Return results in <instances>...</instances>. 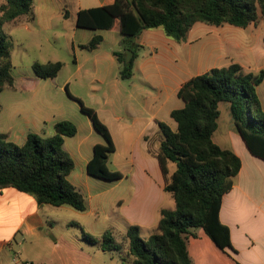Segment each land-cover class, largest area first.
I'll use <instances>...</instances> for the list:
<instances>
[{"label":"crops","instance_id":"crops-1","mask_svg":"<svg viewBox=\"0 0 264 264\" xmlns=\"http://www.w3.org/2000/svg\"><path fill=\"white\" fill-rule=\"evenodd\" d=\"M114 1L105 0L98 7L111 5ZM89 8L93 7L83 6L79 0L75 12H67L65 17L66 12L54 16L47 12V6L37 7L34 3L32 17L11 21L37 38L42 35L49 44L60 42V46L48 49L50 58L45 63L62 62L64 66L56 78L42 79L34 71L29 75L20 73L13 66L11 53L14 82L0 94V135L23 146L30 133L51 138L57 134L58 123L72 122L77 127V134L66 138L64 143V149L75 163L69 181L84 198L87 199L86 193H89L95 201L90 212L94 218L103 210L105 190L102 185L100 189L97 187L98 192H90V185L100 179L90 176L87 166L93 158L94 147L104 144L105 140L74 98L80 99L97 112L110 130L116 152L109 156L108 167L111 158H121L120 149L129 151L125 155L128 172L134 180L140 179L141 184L136 188L130 206L124 207L120 215L123 229L127 231L130 226H138L141 237L145 230H156L154 235L158 233L161 211L176 207L172 195L164 190L166 179L156 157L160 144L158 123H166L173 110L184 107V102L178 98L181 87L193 77L216 68L217 60H226L223 67L239 64L244 68L241 62L246 54L254 52L253 40L264 39V34L259 31L264 19L244 29L245 35L238 28L229 27L222 33L223 39L215 40L210 31L209 39L204 43L202 38H191L199 23L183 43L167 37L162 28L145 30L135 40L140 47L134 61V75L129 80H122L120 65L114 55L122 51L120 25L112 30L78 28L77 13ZM232 33L240 34V38H233ZM95 36L103 38L95 50L80 48L88 45ZM258 94L264 109V82L259 86ZM222 105L223 102L219 104L220 117L213 141L224 150H232L242 162L232 190L223 197L220 210L221 222L230 229L233 249L222 251L205 233L209 240H200V235L193 230L196 237L190 238L188 252L191 257L190 249L196 247L194 264H264V160L251 154L232 117L233 123L220 129ZM168 125L174 129L172 124ZM175 126L177 128L176 123ZM77 167H80L79 174ZM175 169L174 164L169 165L170 174ZM88 208L87 204L84 212ZM54 210L77 214L70 206L39 205L34 197L13 188L0 190V264H19L8 253L13 251L18 235L23 239L25 236L40 238L50 225ZM9 218H14L16 223H7ZM6 230L8 234L3 236L1 233ZM110 257L116 259L112 253ZM54 258L51 263L42 264H91L93 261L92 255L81 253L73 245L56 253Z\"/></svg>","mask_w":264,"mask_h":264},{"label":"trees","instance_id":"trees-1","mask_svg":"<svg viewBox=\"0 0 264 264\" xmlns=\"http://www.w3.org/2000/svg\"><path fill=\"white\" fill-rule=\"evenodd\" d=\"M33 5L34 0H5L0 6V94L14 82L12 40L3 27L23 16L32 17ZM64 16H68L67 12ZM260 19H264V0H115L111 5L80 10L76 24L87 30H112L120 25L122 51L114 55L120 65V78L129 80L134 75V61L139 54L140 46L135 40L145 30L162 28L167 37L183 43L197 23L246 29L257 25ZM102 40L101 36H95L80 48L95 50ZM127 50L134 53L129 63ZM63 66L62 62L35 63L32 69L37 77L48 79L56 78ZM263 82L264 70L258 74L245 73L241 65L232 64L195 76L181 87L178 98L184 107L173 110L170 115L177 128L158 123L160 144L156 153L166 179L164 190L172 195L175 210L161 211L158 233L148 240L142 239L138 226H130L124 237L128 249L126 256H121L122 262L194 264L188 243L196 237L193 230L198 228L220 250L233 249L230 229L221 222L220 210L242 162L232 150L218 146L213 135L218 129L219 104L228 102L232 120L247 148L264 160V109L258 94ZM74 99L105 140L104 144L94 147L88 174L107 182L122 180L123 173L108 167L109 156L116 152L109 128L93 108ZM56 128L60 133L51 138L30 133L23 146L0 135V190L13 188L34 197L39 205L70 206L84 212L86 199L69 181L75 163L64 149L65 139L74 137L77 127L63 121ZM170 164L176 167L172 174ZM82 232L88 244H100ZM100 248L105 253L123 249L109 231L104 234Z\"/></svg>","mask_w":264,"mask_h":264},{"label":"rangeland","instance_id":"rangeland-1","mask_svg":"<svg viewBox=\"0 0 264 264\" xmlns=\"http://www.w3.org/2000/svg\"><path fill=\"white\" fill-rule=\"evenodd\" d=\"M83 6L88 7H98L100 4H103L105 0H80ZM5 0H0V6L4 3ZM34 3L37 7L47 6V12L53 14L54 16L60 15L64 12H69L73 14L77 9L79 0H34ZM24 17V16H23ZM33 29V26H31ZM234 28L230 25H224L222 27H215L206 25L203 23L197 24L195 30L191 34V38L201 39L204 43L207 38L208 32L211 31L212 37L215 40L223 39L222 33L228 28ZM242 31V34L245 35L244 29L238 28ZM3 31L10 36L12 40V60L13 66L22 73L29 75L33 73L32 66L35 63H45L48 62L50 54L48 49H53L55 46H60V42L57 43H48L41 35L42 38H37L33 33H28L25 28L21 25H15L13 22H9L3 28ZM38 31V29H37ZM261 34H264V25L259 27ZM233 38H240L236 33L231 34ZM39 37V36H38ZM40 47L41 49H38ZM253 53L246 54L241 62L243 64V70L245 73H254L258 74L261 70H264V42L262 39L253 40ZM216 68L225 66L226 60H217ZM87 106V105H86ZM88 107V106H87ZM228 102H223L221 106L222 117L220 120V129H224L230 125L231 116ZM91 108V107H90ZM168 124H172L174 129H176L175 122L170 117L165 121ZM121 158L118 160L111 158L110 169L112 171H121L125 174V177L121 181L115 182H106L102 180H97L96 184L92 183L90 185V192L95 193L99 191V187L104 186L105 192V202L103 210L99 212L97 220L93 221L96 217L90 214L92 211V205L95 204V201H92L89 193H86L88 196L87 212H75L76 216L70 213H63L61 210H54L52 212V221L50 225L43 231V234L40 238L37 237H24L18 235L16 242L13 243V251H8L9 255L16 259L19 264H25L27 261L28 264H42V263H51L52 260H55L54 256L56 253L65 250L69 245H73L78 248L81 253H87L88 255L93 256V261L91 264H122L120 260L121 256H126V250L128 249V244L125 242L124 237L126 232L123 229V221L120 218V215L123 213V208L130 206L133 200V194L141 184L140 179L137 181L134 180L133 176L129 174V167L127 166L126 154L129 151L123 149L119 150ZM76 173H80V167H77ZM97 187L99 189H97ZM56 209V208H54ZM66 214V215H65ZM71 220V221H70ZM9 224H15L14 218H9L7 220ZM87 235L96 238L99 240L100 244L102 242L104 234L109 231L112 234L114 240L121 244L123 249L121 252H112L116 259L112 260L110 254L104 253L99 245H90L83 239V232ZM196 233L200 235V240H205L209 238L204 234L202 229H194ZM157 232H146L141 233L142 238L147 240L153 233ZM3 236L8 234V230L1 233ZM199 242V240H198ZM197 242H195L196 244ZM196 247H191V258L195 263L196 258ZM58 251L56 252V250Z\"/></svg>","mask_w":264,"mask_h":264},{"label":"water","instance_id":"water-1","mask_svg":"<svg viewBox=\"0 0 264 264\" xmlns=\"http://www.w3.org/2000/svg\"><path fill=\"white\" fill-rule=\"evenodd\" d=\"M133 57H134V53L132 51L127 50L126 51V62L129 63ZM59 133L60 131L57 129V134Z\"/></svg>","mask_w":264,"mask_h":264}]
</instances>
